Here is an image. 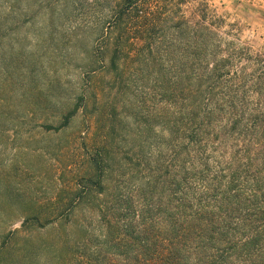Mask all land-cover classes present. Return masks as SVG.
<instances>
[{
	"label": "trees",
	"instance_id": "trees-1",
	"mask_svg": "<svg viewBox=\"0 0 264 264\" xmlns=\"http://www.w3.org/2000/svg\"><path fill=\"white\" fill-rule=\"evenodd\" d=\"M115 7L99 19L96 58L85 69L111 74L109 89L121 98L105 105L104 120L118 107L126 118L135 93L148 132L122 126L129 139L118 142L117 124L102 127V115L87 111V133L100 141L67 204L27 210L2 243L3 259L24 233L19 264H264V60L252 68L249 49L207 23L185 20L171 32L163 6ZM79 101L57 130L88 108L86 94ZM48 228L35 240L33 230Z\"/></svg>",
	"mask_w": 264,
	"mask_h": 264
},
{
	"label": "rangeland",
	"instance_id": "rangeland-1",
	"mask_svg": "<svg viewBox=\"0 0 264 264\" xmlns=\"http://www.w3.org/2000/svg\"><path fill=\"white\" fill-rule=\"evenodd\" d=\"M141 1L151 12L163 6L164 14L170 18L171 32L185 27L180 25L185 20L194 28L200 22L207 23L236 46L247 47L250 56L244 62L252 64V68L257 67L258 59L264 60V9L261 8L264 0ZM115 2L0 0L2 264H19L17 258L22 250L18 249L25 243L24 233L19 236L12 256L4 259L2 243L6 237L13 238L11 230L21 228L27 210L40 206L51 210L55 204H67L66 195L73 178L86 167L89 148L93 151L100 141L97 133H87V111L102 115L101 126L116 123L118 128L115 126L113 135L118 142L129 139L122 135V126L128 134L137 132L138 124L143 126L142 131L148 132V111L136 106L135 93H130L129 101L133 104L127 107L126 118L118 107L110 121L104 120L105 105L111 101L119 103L121 98L109 89L113 83L111 74L95 76L85 69L91 57L96 58L94 52L101 31L99 19L118 10ZM81 36H84L82 40ZM173 42L176 46L180 43ZM91 78L93 86L89 82ZM104 87L109 90L104 91ZM83 94L88 97V108L82 107L69 127L57 130L55 127L60 125L62 116L80 102ZM142 116L143 122L139 123L137 120ZM145 140L148 144L151 139ZM60 196L62 202H59ZM40 232L46 235L54 231L51 228L33 230L35 240L40 239Z\"/></svg>",
	"mask_w": 264,
	"mask_h": 264
},
{
	"label": "crops",
	"instance_id": "crops-1",
	"mask_svg": "<svg viewBox=\"0 0 264 264\" xmlns=\"http://www.w3.org/2000/svg\"><path fill=\"white\" fill-rule=\"evenodd\" d=\"M262 9H264V4L262 5V7H261Z\"/></svg>",
	"mask_w": 264,
	"mask_h": 264
}]
</instances>
